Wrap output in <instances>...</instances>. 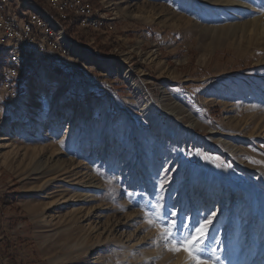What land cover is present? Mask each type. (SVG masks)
I'll use <instances>...</instances> for the list:
<instances>
[{"label": "rangeland", "instance_id": "374dc122", "mask_svg": "<svg viewBox=\"0 0 264 264\" xmlns=\"http://www.w3.org/2000/svg\"><path fill=\"white\" fill-rule=\"evenodd\" d=\"M90 1L107 27L68 35L95 58L78 67L85 80L106 89L84 99L83 79L59 92L51 79L0 117V264H184L183 248L151 243L143 212L158 196L177 221L216 213L212 259L222 229L264 241V0ZM21 111L30 122L3 136Z\"/></svg>", "mask_w": 264, "mask_h": 264}, {"label": "built area", "instance_id": "2783aa9c", "mask_svg": "<svg viewBox=\"0 0 264 264\" xmlns=\"http://www.w3.org/2000/svg\"><path fill=\"white\" fill-rule=\"evenodd\" d=\"M106 27L90 0H0V93L13 95L24 64L41 65L53 56L95 62L68 32ZM2 264H9L8 258Z\"/></svg>", "mask_w": 264, "mask_h": 264}, {"label": "crops", "instance_id": "0c3cea01", "mask_svg": "<svg viewBox=\"0 0 264 264\" xmlns=\"http://www.w3.org/2000/svg\"><path fill=\"white\" fill-rule=\"evenodd\" d=\"M75 34V33H74ZM140 45V43H138ZM138 48L140 46L137 45ZM119 62L124 63V60L118 59ZM104 64V63H103ZM83 65L82 63L76 61H68L67 58L59 57V56H53L51 60L44 62L41 65H33V64H24L19 68L18 70V77L15 80V83L13 85V95H2L0 93V117L2 116V113L5 114L6 117L9 116H14L13 115V108L19 109V105L14 103V99H17L18 102L21 101L23 98L24 104L25 102L29 103V98L36 100V97L38 96V93L40 92H48L47 90V83L51 80L54 79L56 80L59 84L57 85L56 91L59 92V90L63 91V87L61 84L63 83V80H71L74 78V80H84V83L81 85L78 82L76 83L75 86V95L76 97L80 95H85V98H95V94L92 92H87V89L94 90V87H97L99 90H104L106 89V85L103 86L100 85L98 82H87L85 80L87 78L86 72H83L80 70L78 67ZM117 66H119V63H117ZM105 80V79H104ZM70 82V81H69ZM67 82V84L69 83ZM66 84V85H67ZM65 85V86H66ZM90 88H87L89 87ZM212 97V96H210ZM82 98V97H81ZM214 99V97H212ZM216 98V97H215ZM217 100V99H216ZM23 103V102H22ZM89 103V102H88ZM27 107L28 104H25ZM19 115L20 113L24 112H18ZM24 115V114H23ZM15 120V123H26L30 122V119L27 118V116H20V119ZM10 196H3V200H7Z\"/></svg>", "mask_w": 264, "mask_h": 264}, {"label": "snow or ice", "instance_id": "6c2138e0", "mask_svg": "<svg viewBox=\"0 0 264 264\" xmlns=\"http://www.w3.org/2000/svg\"><path fill=\"white\" fill-rule=\"evenodd\" d=\"M164 187L165 184L161 182L159 190L162 191ZM128 195L131 196L132 194L129 193ZM159 199L160 197L158 196L157 202L152 205L153 211L143 212L145 224L148 227L158 229L156 238L152 239L151 243H162L165 250L172 253H177L183 248L188 256L187 264H216V259L218 258L211 261L203 259L204 254L209 251L205 247L208 238L207 232L209 231V225L213 223L216 213L213 211L205 219L197 221L195 224L191 222V218L188 221L183 218L177 221V212L171 208L162 216ZM146 207L147 205H142V211ZM212 251L214 253L215 250Z\"/></svg>", "mask_w": 264, "mask_h": 264}, {"label": "bare ground", "instance_id": "6f19581e", "mask_svg": "<svg viewBox=\"0 0 264 264\" xmlns=\"http://www.w3.org/2000/svg\"><path fill=\"white\" fill-rule=\"evenodd\" d=\"M208 1H216V0H208ZM239 3V2H238ZM240 4V3H239ZM258 11V10H257ZM260 15L257 14V17H259ZM256 19V18H255ZM254 20V19H253ZM226 28H233V27H226ZM217 30H220V31H223L222 33H225V29L222 30L221 28H217ZM233 32V30H231ZM151 55V54H150ZM119 63V62H118ZM97 66H101V64H97ZM119 68V67H118ZM117 68V69H118ZM161 93H163L162 96H160L161 100L163 101V97H164V91H161ZM221 94V93H220ZM219 96V97H218ZM217 97V100H224V95L221 94V95H218ZM224 96V97H223ZM213 99L212 97H210V100ZM216 99V98H215ZM147 102V101H146ZM165 103H162L164 106H165ZM172 103V102H171ZM168 104V103H166ZM170 104V103H169ZM168 107V105H166ZM165 106V107H166ZM166 107V109H164L165 111H170V115H172L173 117L176 115V116H179L177 115L178 113H182L183 114V108L177 106V105H170L168 108ZM159 108V107H158ZM154 110V109H153ZM168 113V112H167ZM168 113V114H169ZM181 117V116H180ZM183 117V116H182ZM54 117H51L49 119H47L45 122L41 123L40 125H37L35 130L38 131V132H41L43 130H45L46 128H50L52 127V124L54 123ZM193 125V124H192ZM192 125L191 124H187L185 127H187L188 129H190V127L192 128ZM19 126H22L20 124H17V123H8L6 126H5V129L3 130L2 134L3 136H8L10 135L11 133L14 132V130L16 128H18ZM1 134V135H2ZM212 134H221V133H217L216 131L212 132ZM221 140V138H218ZM220 140H217L218 142H220ZM221 143V142H220ZM228 213V212H227ZM224 222V225H228L229 221H230V217H229V214L228 215H225L223 217V220H221ZM227 228V227H226ZM221 232L218 233L221 240L220 242L215 245V247L217 248V254H218V259H216V264H246L247 261L250 262V264H264V241L262 239V241H259V242H255V246L253 247H250V246H247V244H243V245H240L238 243V239H236L237 241H234L235 239L233 240H230L228 239L227 237L225 238L224 235H225V229H222L220 230ZM211 234V233H210ZM207 244L206 245H212L211 242V237L210 235L208 234L207 236ZM238 243V244H237ZM216 244V243H214ZM249 245V244H248ZM243 246V247H242ZM245 246V248H244ZM212 247V246H211ZM214 247V246H213ZM212 249V248H211ZM216 252V251H215ZM252 252H255L256 254H254V256L256 255L257 257L254 259L252 258L251 254ZM177 254H179L180 256L183 255V253L181 254L180 251L177 252ZM178 255V256H179ZM186 255V254H185ZM213 255V254H212ZM211 255V256H212ZM214 257V256H213ZM216 258V257H214ZM213 258V259H214ZM203 259L205 260H208V261H211L213 260L212 257H209L208 253H205L204 256H203ZM188 262V256H186L185 258V263L184 264H187Z\"/></svg>", "mask_w": 264, "mask_h": 264}]
</instances>
